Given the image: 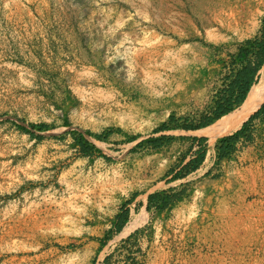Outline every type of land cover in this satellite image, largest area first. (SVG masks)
<instances>
[{
  "label": "rangeland",
  "instance_id": "rangeland-1",
  "mask_svg": "<svg viewBox=\"0 0 264 264\" xmlns=\"http://www.w3.org/2000/svg\"><path fill=\"white\" fill-rule=\"evenodd\" d=\"M263 34L264 0H0V264H264V121L222 160L244 124L159 131L198 122Z\"/></svg>",
  "mask_w": 264,
  "mask_h": 264
},
{
  "label": "trees",
  "instance_id": "trees-1",
  "mask_svg": "<svg viewBox=\"0 0 264 264\" xmlns=\"http://www.w3.org/2000/svg\"><path fill=\"white\" fill-rule=\"evenodd\" d=\"M237 60L239 68L235 70L230 77L227 78V84L223 90L214 97L211 104L207 107L208 110L203 112L199 117L198 122L196 119L185 120V124L178 125V120L174 116L170 117L168 124H164L159 131L183 129L186 131H195L203 128H207L222 117L231 114L240 107L252 88L260 79L261 71L264 68V34L261 37L255 39H249L243 44L238 51ZM256 119L264 121V104L261 108L255 112L250 118L249 122ZM247 123H244L242 128L233 135L221 138L217 146L218 159L222 160L230 153L233 146L239 141L241 135L244 134ZM37 128H43V126H37ZM27 133H30L27 129L22 128ZM31 134V133H30ZM91 135V134H90ZM98 139L101 136L96 135ZM166 137V136H163ZM136 139V138H134ZM76 143L81 147L84 153L90 150L101 151L96 148L87 138L85 134L76 135ZM196 140V139H195ZM197 141L200 143V147L196 150L193 158L185 164L187 170L185 172L176 173L172 181L179 178H185L191 172H194L200 168L205 161L207 155V146L205 142L206 138H199ZM153 146H159L161 138L151 137L147 140ZM103 157L107 158L106 155ZM135 198L131 199L127 204L133 203ZM178 200L175 195L166 194V192L154 193L148 196L147 210L151 211L155 205L159 209L170 208ZM130 210L125 209L121 214L116 217L115 232L120 233L123 230L124 225L129 219Z\"/></svg>",
  "mask_w": 264,
  "mask_h": 264
},
{
  "label": "bare ground",
  "instance_id": "bare-ground-1",
  "mask_svg": "<svg viewBox=\"0 0 264 264\" xmlns=\"http://www.w3.org/2000/svg\"><path fill=\"white\" fill-rule=\"evenodd\" d=\"M263 104L264 68L261 71L259 81L252 86L247 96V100L240 106V108L217 120L207 128L200 129L197 132L208 137L209 145L213 146L218 138L232 134L239 129ZM133 225L134 222L130 221L123 229L121 236L128 235L134 228Z\"/></svg>",
  "mask_w": 264,
  "mask_h": 264
},
{
  "label": "water",
  "instance_id": "water-1",
  "mask_svg": "<svg viewBox=\"0 0 264 264\" xmlns=\"http://www.w3.org/2000/svg\"><path fill=\"white\" fill-rule=\"evenodd\" d=\"M246 100H247V99H246ZM246 100H245V101H246ZM260 108H261V107H260ZM260 108H259V109H260ZM259 109H258V110H259ZM258 110H257V111H258ZM257 111H256V112H257Z\"/></svg>",
  "mask_w": 264,
  "mask_h": 264
}]
</instances>
